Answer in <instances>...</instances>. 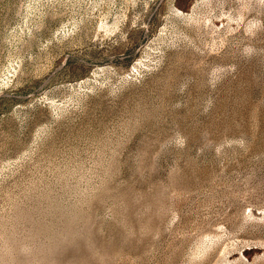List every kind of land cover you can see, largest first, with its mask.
<instances>
[{
    "label": "rangeland",
    "instance_id": "1",
    "mask_svg": "<svg viewBox=\"0 0 264 264\" xmlns=\"http://www.w3.org/2000/svg\"><path fill=\"white\" fill-rule=\"evenodd\" d=\"M0 264H264V0H0Z\"/></svg>",
    "mask_w": 264,
    "mask_h": 264
}]
</instances>
